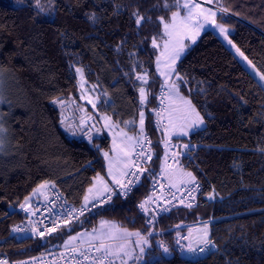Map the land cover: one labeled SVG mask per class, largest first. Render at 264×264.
<instances>
[{
  "label": "trees",
  "instance_id": "obj_1",
  "mask_svg": "<svg viewBox=\"0 0 264 264\" xmlns=\"http://www.w3.org/2000/svg\"><path fill=\"white\" fill-rule=\"evenodd\" d=\"M214 1L221 10L217 20L229 27L228 39L219 31H204L177 63L176 71L187 83L175 76L179 94L191 100L204 123L188 135L168 139L171 103L155 69L158 51L152 39H164L158 17L168 20L175 6L165 9L164 0H40L45 9L40 13L35 0H0V112L7 129L0 152V254L19 257L63 245L66 235L100 218L144 234L147 215L137 204L149 192L147 176L128 197L115 198L73 227L47 236L11 235L12 224L24 217L20 205L40 185H55L70 203H82L96 178L108 176L104 153H112L113 140L101 118L125 128L131 120V132H139L143 111L154 171L164 169L166 143L173 141L180 152L165 172L181 168L202 183L195 207L173 210L157 224L158 231L170 230L164 237L174 253L164 255L147 239L144 264H264V0ZM136 11L150 19L137 26ZM93 13L94 21L89 19ZM77 67L96 95L95 104L83 99ZM144 73L147 85L136 78ZM162 86L165 103L159 108ZM54 99L70 102L72 132ZM82 114L100 122V134L93 136L96 131L82 125ZM78 131L80 135L73 134ZM177 224L207 225L217 249L200 258H181L171 239Z\"/></svg>",
  "mask_w": 264,
  "mask_h": 264
},
{
  "label": "built area",
  "instance_id": "obj_2",
  "mask_svg": "<svg viewBox=\"0 0 264 264\" xmlns=\"http://www.w3.org/2000/svg\"><path fill=\"white\" fill-rule=\"evenodd\" d=\"M166 89L163 87L160 91L159 108L165 103L164 94ZM163 130L166 131V126L161 122ZM146 138V139H145ZM140 144L135 142L131 155V163L125 170L129 173H137L139 179L135 176L120 175L118 178L123 184H126L128 180H132L133 184L130 186L131 190L127 191L120 185L110 182L108 189L110 191H103L97 194L93 198H89L77 205H73L68 201L67 196L57 186L48 185L46 188L39 190L37 193L23 203L24 208L19 207L20 211L24 214L23 219L12 224L11 235L17 239L26 236H43L51 235L61 232L64 227H73L81 218L91 213L95 209L105 206L112 202L115 198H126L129 194L139 186L147 176L149 178L150 187L149 192L140 200L137 204L139 210L146 216V232L141 236L146 239H155V246L166 256H171L174 251L169 248V245L164 237L168 231H158L156 229L159 220L172 212L173 210L180 208H192L197 205L199 193L202 189V183L196 180V184L199 185L198 189L192 191L196 186L191 183L183 184L178 188L172 187L164 178L165 170L174 164L175 157L180 152V146L178 143L168 141L166 143V152L163 170L161 172H155L151 166V159L145 160L144 157L138 155L143 152L145 155L152 156V139L150 134L143 132L139 136ZM150 141V143H148ZM127 191V194L124 193ZM191 192V196H189ZM111 196L109 200L108 197ZM145 203L147 211L142 210L139 205ZM183 201V203L181 202ZM191 204V207L187 205ZM167 209V211H165ZM198 225H186L177 228L178 232L173 239L175 244L176 253L183 259H196L208 255L209 253L217 249V245L214 241L212 245H205L198 240L194 242L191 238L192 235L189 228L197 227ZM54 231H49L50 229ZM136 237V236H135ZM198 237V236H196ZM4 242V239H0V244ZM109 244V241H104ZM100 244V241L86 240L80 235L71 244H59L55 243L47 246L38 252L30 255H24L19 257H10L5 254H0V262L7 261V264H97L99 258L102 257V252L95 251V248ZM189 246L195 249L194 252H190ZM164 247L168 248V253H164ZM201 248L205 250L199 251ZM75 249V251H73ZM81 253H85L88 259L85 260ZM103 264H114L113 256L103 260Z\"/></svg>",
  "mask_w": 264,
  "mask_h": 264
},
{
  "label": "snow or ice",
  "instance_id": "obj_3",
  "mask_svg": "<svg viewBox=\"0 0 264 264\" xmlns=\"http://www.w3.org/2000/svg\"><path fill=\"white\" fill-rule=\"evenodd\" d=\"M23 2L24 0H17V3H23ZM49 2L51 3V0H49ZM163 6L165 9H170L171 7L175 6L177 8V11H173L171 13L170 21H166L163 16L158 17L160 23L163 25L164 35L167 37V39L164 41V51L161 53L160 56L156 58L157 59V70L160 71V74L162 76H165V84L167 85L169 89L170 95H175L183 105V109L180 111V115L177 117V119L183 121V123L179 125L178 130H179V134L188 135V130L195 129L199 127L200 125H202L204 123V119L203 117L200 116L199 112L196 111V108L192 104L191 100L185 99L183 96L179 95V84L176 81H172L171 83H168V81L171 79V76L175 74L177 77V80L187 83V81H185L184 78L181 77L179 73H177L176 67H175L176 61L180 58L185 48L188 47V45H185L183 43V38L191 34V39H192V42L194 43L195 36L199 35V30L204 27L205 23H208L209 16H215V13L208 12V14H206L207 10L202 9L200 7V4L194 3L193 0H183V3H181V0H172V3H169V0H164ZM35 7L38 9L40 13L45 12V9L42 7L40 3V0H35ZM180 9H183L185 11V14L183 16H181ZM132 15L135 17V23L137 26H140L142 21H144L145 19H150V17L146 18L145 16L141 15L139 11L133 12ZM200 17H203V22L200 21ZM89 19L94 21L95 14L93 13L92 15H90ZM216 27L219 28L221 34L224 35L225 39H228L227 30L224 28V26L216 25ZM228 43L232 44V41L228 40ZM152 45L154 48L158 47L157 41L155 38L152 39ZM232 46L234 48L236 47L235 44H232ZM236 51L241 56H244V53L241 52L239 48H236ZM162 58L166 59V63L164 64L163 67L167 69V71H162L160 69V61ZM244 59L247 60V57H244ZM248 63L251 64V61H248ZM75 71L76 73L80 74L81 78L83 79L82 68L77 67ZM136 78L142 81L144 85L148 84L147 73H144L143 75L137 74ZM260 78L264 80V74H261ZM81 87H83L82 84H81ZM139 93H140V102L141 104H144L147 100V93H146L145 87L143 86L140 87ZM0 102H3V97H0ZM89 102L91 103V101ZM53 103L63 104V101L54 99ZM93 107H95V105H93ZM157 115H159V113H157ZM3 119H4L3 116L0 115V133H4L7 131V129H5L3 126ZM104 119L106 121L110 120L109 117H105ZM126 123H134V122H126ZM105 126L115 127V125H109L108 123H106ZM143 126H144V112L141 111L140 112V133L141 135L143 134ZM169 127L174 128V129L176 128V124L174 123L173 118L171 116L169 119ZM73 134L75 133L73 132ZM126 139L132 140L134 138L126 136ZM136 143L140 144L139 138H136ZM148 143H150V141ZM3 147H4V140L2 137H0V152L3 151ZM132 147H135V145H132ZM185 147H188V146L185 145ZM121 151H124L126 156L129 155V153L126 152L124 149H121ZM138 155L144 157L145 160L151 159V155H145V153L143 152L139 153ZM104 156L106 159H109V154L107 152L104 153ZM111 165H112V161L110 160V164H109V174L110 175H112ZM127 167H128V164L125 163V168ZM121 175L122 176L132 175V176H135L137 180L139 179L138 174L134 172L129 173L127 171H123ZM182 176L187 178L186 181L182 180L181 181L182 183L194 184L196 187L193 188L192 191H195L196 189H198L199 185L196 184V177L191 172H182ZM98 179L101 181L103 180L102 177H99ZM114 183L120 185L122 188L126 189L127 191H130L131 190L130 186L133 184V181L128 180L126 184H123L121 180L115 179L114 177ZM40 187L43 188L45 187V185H40ZM173 187H175L174 184H173ZM104 190L110 191V189H108L106 184L104 185ZM89 191L91 192L92 189H89ZM127 191L124 193L125 195L127 194ZM189 196H191V192H189ZM108 199L110 200L111 196H109ZM85 201L86 202L88 201L87 196H85ZM181 202L183 203V201ZM145 203H147V201H145L144 203H141L139 207L142 210L147 211V209L145 208ZM187 206L191 207V204H188ZM24 207L25 205L22 204L21 208H24ZM165 211H167V209H165ZM104 223L106 222H102V226ZM54 230L55 229L53 228V229H50L49 231H54ZM118 232L119 230L115 229V226H112L108 230V232L101 233L100 236L97 237V239H100V244L95 248V251L102 252L103 254L102 257L99 258V261L97 262V264H103V260L111 256L121 257L122 264H127V261L123 260V257H128L130 255V253L126 250V244H127L126 238L129 236L135 235L138 238L136 241L137 245L141 243L143 244L148 243L147 239L141 236L139 232L129 233L127 232V230H124L122 233L117 235L116 233ZM40 235L43 236V233H40ZM104 238L111 239V240L123 239L125 243H121L116 248V250L113 251L112 246L104 242ZM72 239H75V237H73ZM203 243L205 245H212L213 247L215 246L213 242L208 238L207 225H205V228L203 231ZM188 250L190 252L195 251V249H192L191 246H189ZM204 250H205L204 248H201L199 251L203 252ZM73 251H75V249ZM163 251L164 253H168L169 250L167 247H164ZM140 252L141 253L144 252L143 247L140 248ZM81 255L84 257L85 260L88 259L87 254L81 253ZM0 264H7V261L0 262ZM21 264H26V262H21Z\"/></svg>",
  "mask_w": 264,
  "mask_h": 264
},
{
  "label": "rangeland",
  "instance_id": "obj_4",
  "mask_svg": "<svg viewBox=\"0 0 264 264\" xmlns=\"http://www.w3.org/2000/svg\"><path fill=\"white\" fill-rule=\"evenodd\" d=\"M193 2L200 4V7L202 9L207 10L206 11V14H208V12L215 13V16H209L208 23H205L204 24V27L199 30V35H196L195 36V42H197V40L199 39L200 35L204 31H206L207 29H213L215 31H219L220 32L219 28L216 27V25H223L224 28L227 31L229 30V27L227 26V24L221 23V22H219L217 20L216 16L219 13V11H221V10H220V7L215 3L214 0H193ZM181 3H183V0H181ZM175 11H177V9ZM180 11H181V16H183L185 14V11L183 9H180ZM170 18L168 20H166V21H170ZM200 21L203 22V17H200ZM213 21H214V23H213ZM163 32H164V29H163ZM220 34H221V32H220ZM166 39H167V37L165 36L162 41H157V45H158V47H157V51H158L157 52V57L160 56L161 53L164 51V41ZM195 42L194 43L192 42L191 34H189V35H187V36H185L183 38V43L185 45H188V47L185 48V50L181 54L180 58L176 61V64H175L176 70H177V63H178V61L184 56V54L186 53L187 49L190 46H192L193 44H195ZM165 63H166V59L165 58H162L161 61H160V69L162 71H167V69H165L163 67ZM155 69H156L158 75L162 79H164V81H165V76H162L160 74V71L157 70V59H155ZM175 76L176 75L173 74L171 76V79L168 81V83H171L172 81H175ZM79 80H80V83L83 85V87H82L83 88V94H84L83 99L86 100V101H88V102L91 101L92 104H95V96L96 95L94 94V92H93L92 89H89L88 86H86L87 84H86V81H85L84 76H83V79L80 76V79ZM0 88H1V84H0ZM168 91H169V89H168ZM1 93H2V91H0V97H2ZM179 95L180 96H183L181 94H179ZM169 97H170V102L169 103H173L174 104V102H176V105L174 104V106L172 107V109H176L178 111V116H179L180 115V111L183 109L182 103L181 102H177V101H179V99L175 95H170V93H169ZM184 98L190 100L186 96ZM60 100L63 101V104H59L58 103V105L60 106V108L62 109V111L64 113V125H65V127H66V129L68 131L70 130L72 132L71 123H73V119H72V114L70 115L71 104H70L69 101H64L62 99H60ZM1 104H2V102H0V105ZM0 115H1V112H0ZM170 116L172 117V114H170ZM104 118H105V116H103L101 118L102 125H103V129H105L112 136V140L114 141V144L113 145L116 148V150H117V148H119L121 146L122 147H127V145H129L131 142H135L136 141V138H139V136L141 134L140 133V121H139V124H138V127H139L138 130H139V132L138 131H136V132L135 131H132L131 132V129L130 128H131L132 123H127L128 127L125 128V126H123L121 124L120 125H116L113 122H111L110 120L106 121ZM169 119H170V117L168 118V120ZM129 122H132V121L130 120ZM106 123H108L109 125H115V127H106L105 126ZM174 123L176 124V128L175 129L174 128H171V127L167 128L166 134H167L168 139H170L171 137H173V135H176V134L179 133V130H178L179 129V125L181 123H183V121H181V120L178 119V120H174ZM101 130L102 129L99 127L96 132H92L93 136L100 134ZM75 134L80 135V131L76 132ZM6 136H7V133L6 132L0 133V137H2L3 140H4V147H3L4 150H5V143H6L5 140H6ZM126 136L127 137H133L134 138V139H132L133 141L132 140H127L126 139ZM112 155H114L113 152L111 154H109V159L110 160H114L116 158V156L114 158ZM168 172L169 171H166L164 173V177H165L166 180H167L166 174ZM99 177H102V176H98L96 178L95 183L99 180L98 179ZM91 189H93V188H91ZM90 193H92V192H89L88 194H90ZM102 222H106V223H104L103 226H102ZM112 226H115V229H118L119 230V232L116 233L117 235H119L120 233H122L124 230H127V232H129V233L139 232L141 235L143 234L139 230L135 231V230H131L129 228L120 226L113 219H110V218H100L97 224H95L93 226L86 227L82 231L80 230L81 231L80 233H78L79 231H77V232H71L68 235H66V237L64 238V241H63L64 243L63 244H71V243H73L76 240V238L79 236V234H80V236L82 238H84L86 240L100 241V239H97V237L100 236L101 233L108 232V230ZM204 228H205V224L204 225H201L200 224L197 227L189 228V231H191L192 235L195 236V237L191 238L194 242H196L197 240H199V242H202L203 241V231H204ZM196 236H198V237H196ZM73 237H75V239H72ZM101 238H103V237H101ZM126 239H127L126 250L130 253V255L128 257H123V260H126L127 261V264H144L146 262V256H145L146 247L149 245V243H147V244L141 243V244L137 245L136 241H137L138 238L135 237V235L129 236ZM153 240H155V239H153ZM104 241H109L110 242L109 245L112 246L113 251H115L116 248L121 243H125V241L123 239L111 240V239L104 238ZM141 247L144 248V252L143 253L140 252V248ZM113 258H114L115 264H122V258L121 257L113 256ZM137 258H139V259H137ZM153 259H154V257H151L150 258V261L153 260Z\"/></svg>",
  "mask_w": 264,
  "mask_h": 264
},
{
  "label": "crops",
  "instance_id": "obj_5",
  "mask_svg": "<svg viewBox=\"0 0 264 264\" xmlns=\"http://www.w3.org/2000/svg\"><path fill=\"white\" fill-rule=\"evenodd\" d=\"M175 105H176V103H175ZM174 106V104L173 103H171V105H170V107H169V109H168V115L167 116H169L170 117V114H172V118H173V120H178L177 119V117H174V112H176V109H175V111L172 109V107ZM174 113V114H173ZM177 114V113H176ZM168 117V118H169ZM133 141V140H132ZM113 144H114V141H113ZM135 144V142H131L129 145H127V147H119V148H117V150H116V148L114 147V145H113V147H112V152H113V154L114 155H112L114 158H115V156H116V158L114 159V160H111L112 161V165H111V167H112V175H110L109 174V171H108V176L107 177H103L102 176V178H103V180L101 181V180H98L95 184H94V186H92L91 188H93L92 189V193H90V194H87V196H88V199L89 198H93V197H95L97 194H99V193H101V192H103L104 191V185L106 184L107 185V187H108V185H109V183L114 179V177H115V179L116 178H118L120 175H121V173L123 172V171H125L127 168H125V163H127L128 164V166L130 165V163H131V154H132V150H133V147H132V145H134ZM121 149H124L126 152H128L129 153V155H125V152L124 151H121ZM109 160V164H110V159H108ZM175 168L174 169H171V170H169V172L166 174V178H167V180L169 181V183L173 186V184L175 185V187H180V186H182L183 184H185V183H182L181 181L182 180H187L186 179V177H183L182 176V169L180 168V169H178V170H175ZM41 187H39V189H40ZM38 189V190H39ZM42 189V188H41ZM82 231V230H81ZM81 231H79L78 233H80ZM80 235V234H79ZM114 263H115V261H114Z\"/></svg>",
  "mask_w": 264,
  "mask_h": 264
},
{
  "label": "flooded vegetation",
  "instance_id": "obj_6",
  "mask_svg": "<svg viewBox=\"0 0 264 264\" xmlns=\"http://www.w3.org/2000/svg\"><path fill=\"white\" fill-rule=\"evenodd\" d=\"M81 119H82V125H86L90 128V126H92L93 122H95V118L90 115V114H87V115H81ZM97 129L93 130V131H97Z\"/></svg>",
  "mask_w": 264,
  "mask_h": 264
},
{
  "label": "water",
  "instance_id": "obj_7",
  "mask_svg": "<svg viewBox=\"0 0 264 264\" xmlns=\"http://www.w3.org/2000/svg\"><path fill=\"white\" fill-rule=\"evenodd\" d=\"M99 126H100V123H99V121L96 120L95 122H93L90 130L93 131V130L97 129ZM181 226H182V224H177V225H175V228H179Z\"/></svg>",
  "mask_w": 264,
  "mask_h": 264
},
{
  "label": "clouds",
  "instance_id": "obj_8",
  "mask_svg": "<svg viewBox=\"0 0 264 264\" xmlns=\"http://www.w3.org/2000/svg\"><path fill=\"white\" fill-rule=\"evenodd\" d=\"M182 227V226H181ZM180 228V227H179ZM175 229H177V228H175Z\"/></svg>",
  "mask_w": 264,
  "mask_h": 264
}]
</instances>
